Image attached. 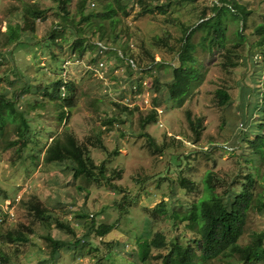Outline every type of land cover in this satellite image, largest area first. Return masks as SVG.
<instances>
[{
  "label": "rangeland",
  "instance_id": "1",
  "mask_svg": "<svg viewBox=\"0 0 264 264\" xmlns=\"http://www.w3.org/2000/svg\"><path fill=\"white\" fill-rule=\"evenodd\" d=\"M62 1L0 0V97L15 100L18 112L0 130V253L6 259L0 264L138 263V238L162 233L169 243L184 229L167 212L187 209L202 197L208 172L214 174L217 192L227 203L232 198L229 191H240L245 174L256 172L252 168L256 161L264 173V154L248 143L258 134L264 136V46H257L260 36L256 32L264 24V0H234L252 14L247 17L242 9L234 15L226 8L223 27L211 29L197 28V24L203 21L205 10L212 14V3L218 0L152 1L153 13H145L137 0H122L121 7L115 0H92L87 12L99 11V3H114L119 37L108 44L99 42L95 27L82 23L84 35L95 44L82 57L72 51L75 30L61 27ZM79 2L68 3L77 23ZM32 5L46 13L45 19L36 20L35 32L21 34L20 42L27 45L16 50L15 44L4 45L9 26L22 23L24 11ZM57 26L62 29L55 46L61 58L56 74L46 42ZM186 26H194L188 34L194 29L190 42L196 45L197 77L179 103L168 90L175 82L179 57L158 40L169 37L170 46L178 50ZM240 42L238 66L227 65L228 49L236 50L235 43ZM122 46L136 53L147 48L163 63L131 67L128 58H121ZM113 49L118 54L111 53ZM230 56L235 57L234 52ZM57 80L68 82L69 92L71 85L76 90L77 107L70 116L43 97L44 88ZM219 89L231 95L225 106L219 104ZM155 109L157 120L144 129L143 119ZM22 113L37 137L28 138L25 147H21L18 127ZM200 119L205 129L196 141L191 121ZM67 127L90 149L95 164L105 166L106 177L101 181L76 178L67 164L45 163L46 140L62 135ZM149 133L164 150L150 146ZM182 178L187 179V186L182 185ZM263 186L260 180L256 191H263ZM32 203L46 208L44 220ZM161 204L167 212L158 211ZM77 215L83 219L76 220ZM61 222L74 232L59 226ZM27 226L33 229L32 234L26 230L28 243L2 242V235ZM105 227L111 229L102 236ZM260 231H264V212L254 211L241 244L250 243L253 233ZM47 236L63 243L55 255ZM168 252V247L155 249L151 262L160 264L156 256ZM225 262L215 264H238Z\"/></svg>",
  "mask_w": 264,
  "mask_h": 264
},
{
  "label": "trees",
  "instance_id": "2",
  "mask_svg": "<svg viewBox=\"0 0 264 264\" xmlns=\"http://www.w3.org/2000/svg\"><path fill=\"white\" fill-rule=\"evenodd\" d=\"M121 1L122 0H115L116 3H120H118L120 7L122 6ZM152 1L160 2L161 0H137V3L145 13H153ZM68 3L69 0L62 1L61 11L63 22H61V27L75 30L76 39L71 47L72 51L79 55V57L84 55L87 47H95L92 37L89 38L84 35L86 30L82 23H88L90 27H95L94 32H99V42L104 41L108 44L112 39V41H116L119 37L115 32L118 19L113 15L116 8L112 1L104 2L103 4L99 3V5H101L99 11L87 12L93 4L92 0H80L78 12L81 17L78 23L75 22L76 20L71 16ZM159 8H161V6H159ZM226 8H229L234 15L241 14V10L244 9L239 4H236L234 0H218V2L212 3L211 15H209L206 10L202 13L203 21L197 24V28L202 27L211 29L213 25L222 28L224 25L223 17ZM245 12L247 17L252 14V12L248 10H245ZM45 13L46 10L38 8L36 5H32L29 9H26L23 15V22L17 26L10 25L8 31L5 32L7 39L4 45L8 46L15 44V50L22 46H26L27 44L25 42H20L21 34L27 31L32 33L35 32L37 26L36 20L38 18L45 19ZM108 23H110V25H108ZM108 26H110L111 32H109ZM61 27L57 26V28L52 31L50 41L46 42V45L51 47V49H49L51 56L50 62L56 74L59 71L57 62L61 61V58L58 57L59 55L55 51V46H57V40L60 38L58 33L62 29ZM192 27L194 26L184 27L185 35L181 38V45L178 50L170 46L169 37L158 40L162 43V47L170 48L169 50L176 52V55L179 57L180 65L174 68L175 82L168 86L172 98L179 103L183 102L184 96L187 94L191 83L197 77V68L193 66L195 63L193 51L196 49V45L190 42L194 29L188 34ZM241 32L240 30V33ZM256 32L260 36L257 46L262 47L264 46V24L258 25ZM224 36L225 34H222L221 38L223 39ZM241 36H243V34H241ZM205 40V37H203L202 41ZM235 44H237L236 50L235 48L234 50L228 49L229 56L227 65L232 67L238 66V47H241L243 43L240 42ZM220 45H223V47L226 46L224 40L220 41ZM96 47H98V44H96ZM231 51L235 54L233 58L230 56ZM110 52L118 54L117 50L114 49L110 50ZM122 55V59L128 58L131 67L135 63L141 67H150L154 66V64L159 65L163 63V61L158 62L151 50L147 48L143 49L142 52L136 53L134 50H126L125 47L122 46ZM189 61L191 62L190 66L188 65ZM62 87L65 88L64 96L61 95L63 92ZM44 89L43 97L46 103H48L49 100L56 102V105L63 109L62 113L64 115L67 110L70 112L68 114V116H70L71 110L77 107L74 85L70 86L69 92L68 82L57 80L51 88L46 86ZM217 96L220 98L219 104L222 106H225L231 99V95L227 89L217 90ZM121 107L127 110L129 109L128 106L125 105H121ZM12 115H18L15 108V100L6 98L2 95L0 97L1 131L2 126L6 124L8 119H10V121L13 120ZM19 115L21 122L18 127L20 129L21 147H25L28 138L37 139V137L34 134L32 135L26 114L22 113ZM157 118L158 111L155 109L150 115L143 119L144 129L149 123L157 120ZM191 126L196 134L195 140L199 141L203 129H205V127L202 126L201 119L198 120L197 123L191 121ZM147 135L151 147L161 151L164 150V147H160L150 133ZM100 141L101 140H99V143L102 144ZM248 141L251 149H254L259 154H264V136L258 134L255 140ZM44 150L45 163L67 164L69 168L73 169L76 178H82L87 181H101V178L106 177L107 170L105 166H97V164H95L91 157L90 149L82 145L68 127L64 130L62 135L53 138L51 141L46 140ZM260 167V161L259 164L256 161L254 166H252L256 172L249 171L245 174L242 189L237 193L232 190L229 191L228 196L232 198L228 203L223 201L221 195L217 192L219 186H216L213 177L214 174L208 172L203 178L205 189L202 197L193 202L190 207L182 211L170 212V210H168L167 212L164 204H161L158 211L167 212L172 219H177V221L184 224V229H181L176 237L169 241V243L167 242L166 236L162 233H157L152 238H138L139 262L135 263L129 260L130 264H157L151 262L153 258L152 252L155 249L160 250L166 247H168L169 250L167 254H159L156 256L157 259H160V264H215L217 261H233L238 264H259L261 261H264V231L254 232L252 240L248 244H241L240 242L246 236L251 213L254 211L264 212V188L261 192L256 191V186L259 184L260 180L264 185V173L261 172ZM97 169H99V172L96 171ZM181 183L183 186H187V179L182 178ZM31 205L36 215L40 217L41 220L47 217L46 208H43L41 204L32 203ZM75 219L82 220L83 215H77ZM59 226L67 227L71 233L74 232L73 228L63 222L59 223ZM174 228L175 230L178 229L179 224H176ZM110 229V227H105L104 230L100 232V235H106ZM26 230H28L30 234L33 233V229L28 226L23 229L13 230L1 236L2 242L28 243L31 239L29 236L30 234H28ZM46 238L51 244L52 254L55 255V253L60 250L63 243L53 239L51 236H47ZM4 256L5 255L0 253V262H6Z\"/></svg>",
  "mask_w": 264,
  "mask_h": 264
},
{
  "label": "built area",
  "instance_id": "3",
  "mask_svg": "<svg viewBox=\"0 0 264 264\" xmlns=\"http://www.w3.org/2000/svg\"><path fill=\"white\" fill-rule=\"evenodd\" d=\"M63 88V87H62ZM65 94V88H63V95Z\"/></svg>",
  "mask_w": 264,
  "mask_h": 264
},
{
  "label": "crops",
  "instance_id": "4",
  "mask_svg": "<svg viewBox=\"0 0 264 264\" xmlns=\"http://www.w3.org/2000/svg\"><path fill=\"white\" fill-rule=\"evenodd\" d=\"M222 5V4H221Z\"/></svg>",
  "mask_w": 264,
  "mask_h": 264
}]
</instances>
